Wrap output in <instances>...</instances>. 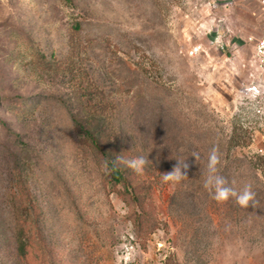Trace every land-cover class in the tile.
I'll return each mask as SVG.
<instances>
[{
    "label": "rangeland",
    "instance_id": "rangeland-1",
    "mask_svg": "<svg viewBox=\"0 0 264 264\" xmlns=\"http://www.w3.org/2000/svg\"><path fill=\"white\" fill-rule=\"evenodd\" d=\"M263 34L257 0H0V264H264ZM101 107L147 161L145 239L75 127ZM213 153L256 207L213 198Z\"/></svg>",
    "mask_w": 264,
    "mask_h": 264
},
{
    "label": "trees",
    "instance_id": "trees-1",
    "mask_svg": "<svg viewBox=\"0 0 264 264\" xmlns=\"http://www.w3.org/2000/svg\"><path fill=\"white\" fill-rule=\"evenodd\" d=\"M65 1L71 3L74 0ZM75 28H80L79 23L75 25ZM89 94L91 96L90 92ZM100 111L102 114L101 112L98 115L93 114L98 121L92 118L86 121L75 119V127L82 143L89 147L102 162L106 182L116 187L118 194L129 205V218L137 236L145 239L160 225L157 216L155 217L157 208L150 193L151 185L146 183L140 173L134 172L122 159H118V157L134 156L131 155L117 124L110 121L105 108L101 107ZM231 142L249 144L250 140L244 139L238 133V128H235ZM259 158L264 159V156Z\"/></svg>",
    "mask_w": 264,
    "mask_h": 264
},
{
    "label": "clouds",
    "instance_id": "clouds-1",
    "mask_svg": "<svg viewBox=\"0 0 264 264\" xmlns=\"http://www.w3.org/2000/svg\"><path fill=\"white\" fill-rule=\"evenodd\" d=\"M195 156V155H193ZM123 162L130 167L136 173H142L147 161L144 156L138 155L131 158H122ZM177 164L173 169L168 172H162L161 179L163 182H181L184 178L188 177L187 168L188 160L181 159L176 156ZM204 185L206 188L212 190L213 198L218 202L227 201L233 199L239 206L247 208L250 205L256 207L259 201L255 199V192L252 190L250 183H245L242 187L237 188L226 181V178L219 174L217 168L216 155L210 154L207 164V173L204 179Z\"/></svg>",
    "mask_w": 264,
    "mask_h": 264
},
{
    "label": "built area",
    "instance_id": "built-area-1",
    "mask_svg": "<svg viewBox=\"0 0 264 264\" xmlns=\"http://www.w3.org/2000/svg\"><path fill=\"white\" fill-rule=\"evenodd\" d=\"M263 7H264V0H257ZM253 37L251 36L250 39ZM254 56L256 59V62L258 64V68L261 71V73H264V34L261 37H257L254 39ZM199 51V47H196L194 49V52Z\"/></svg>",
    "mask_w": 264,
    "mask_h": 264
}]
</instances>
